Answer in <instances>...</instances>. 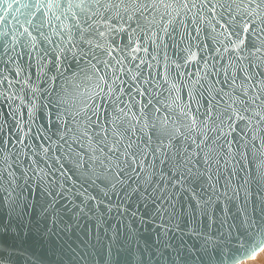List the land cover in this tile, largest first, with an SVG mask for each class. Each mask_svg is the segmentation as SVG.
<instances>
[{
  "label": "water",
  "instance_id": "1",
  "mask_svg": "<svg viewBox=\"0 0 264 264\" xmlns=\"http://www.w3.org/2000/svg\"><path fill=\"white\" fill-rule=\"evenodd\" d=\"M263 248L264 0H0V264Z\"/></svg>",
  "mask_w": 264,
  "mask_h": 264
},
{
  "label": "rangeland",
  "instance_id": "2",
  "mask_svg": "<svg viewBox=\"0 0 264 264\" xmlns=\"http://www.w3.org/2000/svg\"><path fill=\"white\" fill-rule=\"evenodd\" d=\"M240 264H264V248L256 253L253 258L243 261Z\"/></svg>",
  "mask_w": 264,
  "mask_h": 264
},
{
  "label": "snow or ice",
  "instance_id": "3",
  "mask_svg": "<svg viewBox=\"0 0 264 264\" xmlns=\"http://www.w3.org/2000/svg\"><path fill=\"white\" fill-rule=\"evenodd\" d=\"M260 245L257 244V248L259 247ZM246 255H251V251L247 252ZM241 258H244V257H241Z\"/></svg>",
  "mask_w": 264,
  "mask_h": 264
}]
</instances>
